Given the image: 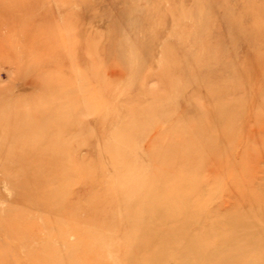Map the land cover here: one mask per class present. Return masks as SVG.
<instances>
[{
	"label": "rangeland",
	"instance_id": "rangeland-1",
	"mask_svg": "<svg viewBox=\"0 0 264 264\" xmlns=\"http://www.w3.org/2000/svg\"><path fill=\"white\" fill-rule=\"evenodd\" d=\"M0 264H264V0H0Z\"/></svg>",
	"mask_w": 264,
	"mask_h": 264
}]
</instances>
